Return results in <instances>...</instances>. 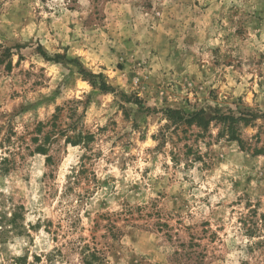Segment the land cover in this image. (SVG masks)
<instances>
[{"label": "rangeland", "instance_id": "1", "mask_svg": "<svg viewBox=\"0 0 264 264\" xmlns=\"http://www.w3.org/2000/svg\"><path fill=\"white\" fill-rule=\"evenodd\" d=\"M0 264H264V0H0Z\"/></svg>", "mask_w": 264, "mask_h": 264}, {"label": "trees", "instance_id": "2", "mask_svg": "<svg viewBox=\"0 0 264 264\" xmlns=\"http://www.w3.org/2000/svg\"><path fill=\"white\" fill-rule=\"evenodd\" d=\"M99 87L101 89H103V90H109L110 89V87L107 84H105V82H102L101 84H99ZM248 114L249 115H252L250 113H248ZM198 115H199L198 112L190 115L191 117H190V120L189 121L190 122H193L194 120H196L198 118ZM221 119L227 120V121L229 120L230 121V124L229 125H233L231 127L233 129L232 130L233 132H232V134L230 136V139L239 140L238 134L235 132V123H236L237 120H247L248 118H247L246 114H241L240 116H235L234 114H227V115H222L221 116ZM208 121H209L208 119L202 117L201 120H199V123H200V125L206 127ZM260 152H261V149L257 150V153H260ZM94 257L96 258V256H94ZM97 259H99V258H97Z\"/></svg>", "mask_w": 264, "mask_h": 264}]
</instances>
